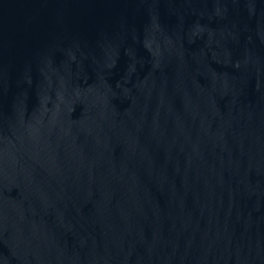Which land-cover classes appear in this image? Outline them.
Listing matches in <instances>:
<instances>
[{"label": "water", "instance_id": "water-1", "mask_svg": "<svg viewBox=\"0 0 264 264\" xmlns=\"http://www.w3.org/2000/svg\"><path fill=\"white\" fill-rule=\"evenodd\" d=\"M0 264H264V0H0Z\"/></svg>", "mask_w": 264, "mask_h": 264}]
</instances>
